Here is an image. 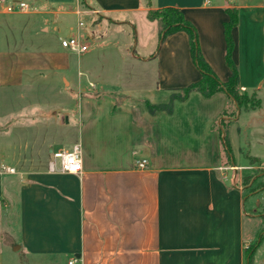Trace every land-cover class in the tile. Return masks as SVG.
Returning <instances> with one entry per match:
<instances>
[{
    "label": "crops",
    "instance_id": "obj_1",
    "mask_svg": "<svg viewBox=\"0 0 264 264\" xmlns=\"http://www.w3.org/2000/svg\"><path fill=\"white\" fill-rule=\"evenodd\" d=\"M82 1L86 9L75 14L90 16L93 33L81 38L78 27L73 35V11L64 0H0V117L11 112L21 90L33 88L48 105L61 100L66 132H74L70 118H75L84 140L78 175L49 172V160L23 171L8 166L11 174L0 161V264H245L248 193L264 194V114L242 127L238 121L242 111L253 113L263 103L264 0ZM19 2L28 8L18 9ZM164 7L180 9L194 25L203 58L222 82L230 75L225 9L237 10L232 59L239 89L257 96L256 107L239 109L224 92L205 98L192 91L169 114L145 108L131 116L134 102L149 103L145 92H171L200 78L184 32L168 36L155 53L158 25L146 13ZM131 29L139 53L130 45ZM106 34L109 42L103 40ZM69 36L81 39L87 50L62 48L60 39ZM107 49L121 61L156 63L157 70L132 73L134 86L107 88L89 63ZM47 79L54 84L59 79L62 87H44L39 94V83ZM69 102L76 111L65 108ZM113 110L127 119L123 145L132 147L100 146L104 134L96 135L94 127L119 122ZM153 119L160 120L156 138ZM221 120L229 150L219 133ZM133 125L140 131L131 132ZM244 139L257 152L243 150ZM141 158L147 160L144 169L136 167ZM9 247L25 261L5 257Z\"/></svg>",
    "mask_w": 264,
    "mask_h": 264
},
{
    "label": "rangeland",
    "instance_id": "obj_2",
    "mask_svg": "<svg viewBox=\"0 0 264 264\" xmlns=\"http://www.w3.org/2000/svg\"><path fill=\"white\" fill-rule=\"evenodd\" d=\"M62 5L67 8V10L74 12H72L69 16V25L73 27V35H76L75 32H77L76 28L78 27L81 38L86 37L87 34L91 36L93 31L91 30L92 22L90 16L82 12L78 15L75 14L76 10L86 9L83 5V1L64 0ZM79 22L82 23V26L80 27L78 26ZM130 36H133V40L131 39L130 42L132 49L139 53V48L135 50L137 39V33H135V30L131 29ZM103 40L109 42L110 37L106 34V37H104ZM139 43H141V39H139ZM160 47L161 43L158 39L155 53L159 51ZM92 53H94V51ZM140 62L141 61L137 60L132 61L131 63L128 59L121 61L115 51L107 49L101 53V55L96 56V58L91 60L89 63L91 68H94L96 71H100L101 81L104 83L105 87L115 88L119 83L127 84L130 87L134 86L136 82H134V79L131 77L133 75L132 73H142L145 69L144 67L148 68L145 69L144 72L149 71L150 75L156 72V63H151L149 67V65H145V63ZM39 86L40 87L38 89L40 94L42 88L48 87V89L54 90V88L58 87L59 89L62 87V83L59 79L56 81V84L49 82L47 79L45 83H39ZM180 88H182V86L174 90L171 89V92L169 91L162 94L153 93L151 91L145 92V94L147 101L151 104H168L171 100L170 96L173 93H177ZM20 94H23L22 97H20L15 104L10 105L11 112H9L8 115L0 117V152L2 153L0 155V161L4 162V165L14 167L16 171H23L26 168L36 169L46 160H52L50 150L55 151L59 147L70 148L75 143H80L79 145L82 143L83 145L84 140H81V133L78 129L79 124L77 119L70 118L73 126H75L74 132L71 134L66 132V118L63 117L65 110L60 107V105H62L61 100L58 101L56 99V104L53 107L51 104L48 105L47 100H41L38 97V92L36 93V90L33 88L29 90H21ZM241 94L245 95V101L249 103V105L250 102L257 100V96L254 93H242L241 91ZM262 97V106L253 113H245L244 111L241 112L238 121V125L240 127H242V125L248 120L252 121L254 118L264 114V92H261L259 95V98ZM154 99L156 100V103H153ZM176 101L178 100L171 101V111L173 110ZM69 103L70 104H68L67 107L65 106V108L76 111L77 107H74V102ZM139 103L134 102L133 104L135 105L133 109L129 106L128 109H132L131 116H139L143 110L146 111L145 108L147 107L145 105V100ZM249 105H246V107H249ZM6 109H8V99L3 100L2 112L6 111ZM161 111L167 114L171 113V111L167 112L165 110H158L155 112ZM113 112L122 118L119 122L112 123L110 121H102L98 125L97 129V124L94 127L93 131H95L96 135L100 136V134H104V137L100 138V146L109 148L118 147L121 149L125 147H132L130 146L131 144L129 146L123 145L125 142L123 140L124 134L128 132L125 130V127H127L125 124L127 119L123 118L124 114L122 111L113 110ZM155 112H152L151 114H154ZM153 120L154 122L152 123L155 125V128L151 131V134H153V138H156L157 133H160L158 129V123L160 120ZM132 128L133 129H130L131 132L140 131V128H138L137 125L136 128L134 125ZM112 130L114 131V134ZM110 134L117 136L115 139H112ZM240 134L241 136L243 135V138L246 137V133L243 134L241 131L238 134L239 137ZM107 135H109V137ZM244 141L245 139L243 140V143H245V147H242L243 150L247 151L248 149V151H250L252 149V153L257 152L254 146L248 148V145ZM246 209L248 213V217L244 222V236L246 243L248 244L246 248L249 250H255L253 264H264V194L258 193L251 196L248 193ZM8 255L9 258L12 256L16 262L22 263L25 261L22 253L14 251L13 247H9V249L5 252V257ZM6 261L8 260L5 259V263Z\"/></svg>",
    "mask_w": 264,
    "mask_h": 264
},
{
    "label": "trees",
    "instance_id": "obj_3",
    "mask_svg": "<svg viewBox=\"0 0 264 264\" xmlns=\"http://www.w3.org/2000/svg\"><path fill=\"white\" fill-rule=\"evenodd\" d=\"M225 12L228 16V19L223 23L225 39L224 60L226 66L230 70V75L225 82H222L217 78L211 67L203 58L199 48L196 29L194 25L185 18L183 12L180 9L174 7H164L159 9H149L147 11V19L157 22L160 43H162L168 36L177 32H184L187 35L191 60L200 72V78L197 81L180 88L177 93H173L170 96L171 100L168 104H150L146 102V107L150 113L158 110L170 112L171 101H184L192 91L199 92L205 98H209L219 92H224L232 105H235L239 109H250L258 105V100L250 102L249 105V103L245 101V95L241 94V91L238 87V69L232 59V53L234 49L232 30L238 22L237 10L235 8H227L225 9ZM246 105H249V107H246ZM234 114L235 111L223 112V115L230 117ZM219 126V133L222 136L223 144L229 150V144L226 137L227 125L224 120L219 122ZM262 186L263 184L261 183L256 185L255 188L259 189ZM254 253V249L245 250V264H253Z\"/></svg>",
    "mask_w": 264,
    "mask_h": 264
},
{
    "label": "built area",
    "instance_id": "obj_4",
    "mask_svg": "<svg viewBox=\"0 0 264 264\" xmlns=\"http://www.w3.org/2000/svg\"><path fill=\"white\" fill-rule=\"evenodd\" d=\"M18 9L28 8L27 4L19 2L17 4ZM15 8V5H8L6 9L11 11ZM78 26H82L79 22ZM60 45L64 49L83 53L87 50V46L78 37H65L60 39ZM52 160H49L47 168L49 172H59L61 174L78 175L82 172V161H81V147L79 144H74L70 148H59L55 151L51 150ZM58 160V167H57ZM147 166V160L141 158L136 162V167L144 169ZM1 169L6 173H14V169L8 166H1ZM72 263V261L70 262Z\"/></svg>",
    "mask_w": 264,
    "mask_h": 264
}]
</instances>
